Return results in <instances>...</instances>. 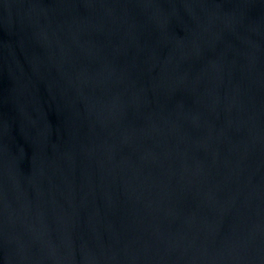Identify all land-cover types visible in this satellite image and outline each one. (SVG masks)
Instances as JSON below:
<instances>
[{"label": "water", "instance_id": "1", "mask_svg": "<svg viewBox=\"0 0 264 264\" xmlns=\"http://www.w3.org/2000/svg\"><path fill=\"white\" fill-rule=\"evenodd\" d=\"M0 264H264V0H0Z\"/></svg>", "mask_w": 264, "mask_h": 264}]
</instances>
